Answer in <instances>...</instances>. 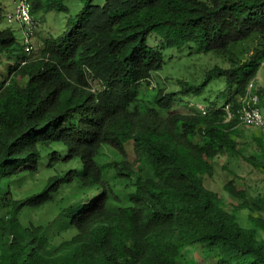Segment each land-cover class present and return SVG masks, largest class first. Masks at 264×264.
Listing matches in <instances>:
<instances>
[{"label":"trees","instance_id":"obj_1","mask_svg":"<svg viewBox=\"0 0 264 264\" xmlns=\"http://www.w3.org/2000/svg\"><path fill=\"white\" fill-rule=\"evenodd\" d=\"M30 1L32 14L67 9ZM84 3L33 52L0 29V264H264V219L243 227L249 206L229 210L202 179L226 152L264 172V137L254 155L236 141L239 98L264 60V0ZM169 53L223 64L179 91L149 89ZM213 82L221 106L175 107ZM28 179L37 188L18 197ZM224 188L246 196L234 179ZM48 207L51 218H32Z\"/></svg>","mask_w":264,"mask_h":264},{"label":"rangeland","instance_id":"obj_2","mask_svg":"<svg viewBox=\"0 0 264 264\" xmlns=\"http://www.w3.org/2000/svg\"><path fill=\"white\" fill-rule=\"evenodd\" d=\"M16 1L18 0H0V7L3 9L4 14V19L0 23V29L12 28L15 31L16 37L21 40L24 38V31L26 30L29 33L30 43L34 46L33 51L42 44L43 39L62 36L77 20L78 14L85 6L84 0H64L63 4L67 9L58 11L53 10L50 12L39 10L37 13L32 14V24L26 26L19 21H14L12 23L8 22L9 17L14 13ZM105 1L106 0H93V3L103 6ZM27 27L29 28L27 29ZM169 54L170 55H166V59L171 58L170 64L164 70L153 74L154 76L150 80L151 87L149 89H157L155 87L159 85L164 88L165 93L179 91L183 88L184 82L191 80L195 81V83H199L213 65L216 63L223 64L213 53L202 56L184 55L180 57L178 54ZM184 54L187 53L185 52ZM224 67L226 68L228 66ZM251 83L253 84L252 92L255 94L259 92L260 108L264 116V60ZM95 87H97L96 84ZM220 90H226L223 83L219 86H215L213 82L211 86L207 87L206 98L204 96L196 97L194 95H189L188 97H184L179 105L175 104V107L180 111H200V107L203 106L207 109L210 106V102L215 100H217V105L221 106L225 100V95L222 94L216 99V95ZM183 108L188 110H183ZM237 130L241 131L239 138H235L238 147L245 149L244 152L248 155L258 154L259 146L255 139L257 137H264V129L239 125ZM198 139L208 142V140L204 138ZM113 159H115L114 155L109 152L107 161L110 162ZM212 163L214 165V173L212 175L205 174L202 177L204 186L217 194L218 197L222 198L226 208L229 210L236 208L242 203L249 206L247 209L240 211L238 215V221L243 227L252 226V223L248 219L251 215L264 219V204L262 203V201H264V172L241 159L237 153L232 152L217 155ZM75 164L76 162L73 161L69 166H74ZM231 179H234L238 190L245 191V198L232 197L225 190V184ZM34 187V181L28 179L21 187H17V196L24 197L27 192L34 189ZM38 187H40V185ZM35 188H37V186ZM68 198L71 199L72 197L69 196ZM53 214V209L48 207L34 212L32 218L38 222H45L51 218ZM259 237L264 238V232L262 230H259ZM193 256V252L189 251L188 258L192 259Z\"/></svg>","mask_w":264,"mask_h":264},{"label":"built area","instance_id":"obj_3","mask_svg":"<svg viewBox=\"0 0 264 264\" xmlns=\"http://www.w3.org/2000/svg\"><path fill=\"white\" fill-rule=\"evenodd\" d=\"M30 2L29 0H19L14 13L9 17V22L20 21L26 25L31 23L30 14ZM28 43V39H25ZM31 49V47H29ZM253 84L250 83L248 92L239 98V103H241V110L239 111V123L247 127H256L264 129V116L261 109L257 106L259 98L256 94L252 92ZM229 118H233V113L230 111L229 107H226Z\"/></svg>","mask_w":264,"mask_h":264},{"label":"clouds","instance_id":"obj_4","mask_svg":"<svg viewBox=\"0 0 264 264\" xmlns=\"http://www.w3.org/2000/svg\"><path fill=\"white\" fill-rule=\"evenodd\" d=\"M19 1V0H18ZM18 1H16L15 3H16V6H17V3H18ZM29 2H30V7H31V9H30V14H31V23L29 24V25H26V24H24V23H21L20 21V23L21 24H23V25H26V26H30L31 24H32V22H33V15H32V6H31V1L29 0ZM16 8V7H15ZM8 22H9V19H8ZM12 22H14V21H11V22H9V23H12ZM29 27H27V29H28ZM24 38L22 39L23 40V42L25 43V45H26V47H27V49L29 50V52H33V48H34V46L30 43V37H29V33L25 30L24 31ZM25 39H28V43H26L25 42ZM29 47H31V49H29ZM250 85V84H249ZM248 88H249V86H248ZM247 92H248V89H247ZM255 94V93H254ZM256 95L258 96V94H257V92H256ZM258 98H259V96H258ZM259 101H260V99H259ZM259 103V102H258ZM200 109V111H203L204 113H205V110H206V108H204L203 106L202 107H200L199 108ZM261 109V108H260ZM225 110H226V108H225ZM227 112V111H226ZM233 113V112H232ZM227 114H228V112H227ZM233 116H234V113H233ZM230 119H232V118H229V115H228V120H230ZM227 120V121H228ZM239 125H242V124H240L239 123ZM238 125V126H239Z\"/></svg>","mask_w":264,"mask_h":264}]
</instances>
